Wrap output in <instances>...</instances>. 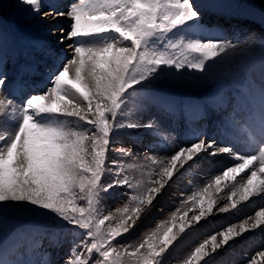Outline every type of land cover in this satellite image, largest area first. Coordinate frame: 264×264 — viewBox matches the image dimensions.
Segmentation results:
<instances>
[{
  "label": "snow or ice",
  "instance_id": "1",
  "mask_svg": "<svg viewBox=\"0 0 264 264\" xmlns=\"http://www.w3.org/2000/svg\"><path fill=\"white\" fill-rule=\"evenodd\" d=\"M17 4L40 18L46 35L27 55L6 54L0 23V264H54L48 249L65 245L63 264H166L214 211L264 199V58L257 88L237 35L258 39L264 52V9L247 13L261 26L258 36L243 27L209 33L195 0H69L47 10L43 0ZM190 85L198 87L177 100L174 90ZM177 115L191 125L179 143ZM221 156L232 163L183 199V210L121 243L168 188ZM241 174L247 179L238 181ZM117 196L123 203L106 211ZM262 227L264 207L211 233L178 264H212ZM245 264H264V248L245 254Z\"/></svg>",
  "mask_w": 264,
  "mask_h": 264
},
{
  "label": "bare ground",
  "instance_id": "2",
  "mask_svg": "<svg viewBox=\"0 0 264 264\" xmlns=\"http://www.w3.org/2000/svg\"><path fill=\"white\" fill-rule=\"evenodd\" d=\"M60 4L61 5H66V3H64V0H61V3ZM18 13H20V12H18ZM21 16H23L25 18V20H29V19H32L33 20L32 24L31 23L30 24L33 26V28L37 29V33H36L37 35L33 39H37L38 36L41 35V34L46 35L45 25L40 20V18H37L36 20H34L35 17L32 16L31 14H29V13H20V17ZM257 24H259V23H257ZM255 29H257V28H254L253 31H256ZM9 46H11V45H9ZM7 48H8V46H7ZM11 52H14V51H11ZM262 58H264V57H259L256 60H248L247 61V62H249V67L251 69L255 70L256 73H258L259 71H261V61H262ZM184 90H185V88H184ZM204 129H205V127H204ZM185 133H187V128L185 129ZM209 134L210 135H214L215 134V127H214V125L211 126V128L209 130ZM176 142L179 143L178 139H177ZM152 147L154 148L153 145H152ZM137 152H139V151H137ZM140 153H142V152H140ZM210 178H212V174L211 173H210ZM210 178L208 177V179L205 180V183H207L210 180ZM237 179H238V181H241L243 178L242 177H238ZM202 186L203 185H201V187ZM181 187L182 188H180V189L182 191H189L190 192V195L193 193V191H194L195 188H196V190L200 188V186H197L196 187V186H192V185H189V184L181 185ZM213 191H214V189H213ZM175 194H176V191L173 190L172 187L168 188L167 191H165L164 194L159 199V202L156 204V210H154V211L157 212V213H156V215L153 213L155 217L153 216V214H151L148 217V219L143 222V224H146V225L148 224L149 226H151L155 220L161 219V218H167L166 211L165 210H168L167 208H169L170 206H172L174 208L175 207L176 208L177 207H182V209H183V206H182L183 196H179V199H181V200L180 201L179 200H176L175 204H170V203L167 204L166 200L170 199L169 197L171 195L174 196ZM219 196L224 197V199H221L220 200V206L222 207L224 203H227L228 192L227 191H224V192L220 193ZM118 198L119 199L117 201L116 200L113 201V204H117L118 202L119 203L121 202V199L122 198L121 197H118ZM253 199L254 200H257L256 202H258V203L255 204V206H253L251 209H247L245 207L246 204H248V203H250L252 201H250V202H242L241 205H240V208L238 210L239 213H237L235 210L234 211H230L227 214H218L216 211H214V213L208 219L202 221V223H201V225L199 227L191 230L190 232H188V234H186V235L183 236V238L181 239V241L174 247V249H172V252H170L169 257H168V259L166 261V264H175V263H178V261L180 260V258L182 256L184 257V255H186L188 252H190L195 246L198 245L199 242H202V240L205 239V238H207L208 235H210L211 233L220 231L222 228H226L227 226H230L232 224H236L238 226L239 223L241 221H243L244 219H246L247 217L252 216L254 218V216H255L254 213L257 210H259L264 205V199H261L260 197H256V198H253ZM162 207H163V212L161 213L160 212V209H162ZM158 208H159V210H158ZM235 213H236V215L238 217L233 216ZM195 214H198V209L197 210H194L193 212H190L189 213V218L192 215H195ZM143 227L140 229V231L143 229ZM261 230H264V227H262V228H260L258 230H255V231L247 232L243 236L237 238L232 243V246L231 247L225 248L223 251H221L215 257V259L213 260L212 264H237L236 260H237V258H239V256L237 255L236 252L231 253V252H229V250H232V251L234 249L236 251L237 250H241V251H243V254H245L247 251H249L248 255H252L256 251H260L262 248H264V242H261L260 243L259 241H256L257 244H253L252 246H248V244H246V243L249 240L252 241V243H254L255 242V238L252 239V237L254 235H256L257 232H260ZM137 233L133 236V238H130V239L125 238V240L123 241V243L135 242L136 239H137V235H138ZM217 239L219 241L220 237L218 236ZM250 241H249V243H250ZM49 250H52V249H49ZM51 252L53 253V251H51ZM224 254L229 255V257H230L228 259L229 262H227L226 260H222ZM224 259H226V258H224ZM241 264H245V257L243 258V263H241Z\"/></svg>",
  "mask_w": 264,
  "mask_h": 264
},
{
  "label": "rangeland",
  "instance_id": "3",
  "mask_svg": "<svg viewBox=\"0 0 264 264\" xmlns=\"http://www.w3.org/2000/svg\"><path fill=\"white\" fill-rule=\"evenodd\" d=\"M204 1L208 5L210 4V5L213 6V5H218V4H224L227 1H232V0H204ZM240 1H243L244 3L246 2L244 0H240ZM256 1L258 3H261L262 5H264V3L260 2L261 0H256ZM43 5H45V4H43ZM47 8H48V6H45V10H47ZM18 12H20V13H27L26 10H25V7L23 5H18L17 4V0H0V23H2V26H3V31L5 33V43H6V44L4 43V45L6 46V47L4 46V50L8 46V48L6 49L7 51L5 50V52L7 54H10V55L11 54L14 55V53H16V52H23L24 55L28 54V47H29V45L32 42H34L36 40H40V38L42 39L45 36L44 34H41V35L38 36L37 39H33L35 37V34L37 33V29L33 28V26L31 25L32 22H33V20L32 19L25 20V18L23 16L20 17V13H18ZM37 18H39V17H35L34 20H36ZM202 19H204V16H203ZM251 26H253V25H251ZM255 26L256 25H254L253 27H251L252 30L254 29ZM9 45H11V46H9ZM11 51H14V52H11ZM195 87H198V86L197 85H190L188 87V89L185 88V90H184L183 87L182 88H177V89L174 90V95H175L176 98H179L180 97L179 95H182L181 90H183L185 92H190ZM124 141H125L124 142V146L125 147H131L130 146L131 140H128L127 138H124ZM119 146L120 145H116L115 147H119ZM217 171L218 170H215V172H217ZM207 179H208V177L206 178V180ZM185 193H187V192H185ZM118 197L119 196H117V197H115V198L110 199V200L107 201L106 211H112V210H114L115 207H117L120 204H122V202H123L122 199L123 198L121 199V202L120 203L118 202L117 204H113V201L114 200L117 201L119 199ZM172 197H174V196L171 195L169 197L170 199L166 200L167 204L168 203L175 204L176 200H179V201L181 200V199H179V197H177L176 200L173 199ZM188 206L190 207V205H188ZM172 208L173 207L170 206L169 208H167L168 210H165L166 211V216H168V214H170L173 211ZM162 209H163V207H162ZM158 210H159V208H158ZM181 210H183L182 207H181ZM153 213L156 215L157 212L154 211ZM154 214H153V216H154ZM144 225H146V224H142L141 225V228ZM140 229H137V232H138V233L136 232L137 234H139ZM217 232H219V231H217ZM136 233H133L132 235L127 236L126 238H128V239L133 238V236ZM249 241H247L246 244H248V246H252L253 244H257L256 241H258V238L257 239L255 238V242L254 243H252V241H250V243H249ZM121 243H123V241ZM49 249H52V250H49ZM49 249H48V251L50 252V254L52 256L51 259L52 260L54 259L53 260L54 264H63L64 258H65L66 254H67L68 246L65 245L63 248H60L58 250L56 249V251H55V248H49ZM172 249H174V247ZM51 251H53V253ZM171 252H172V250H171ZM234 252H236L239 257L241 256V263H243V258H244V257H242V256H244L243 251H241V250H237L236 251L234 249ZM182 258H183V256L180 259H182ZM229 258L230 257H227V259H229ZM237 259H239V258H237ZM175 264H178V263H175Z\"/></svg>",
  "mask_w": 264,
  "mask_h": 264
}]
</instances>
